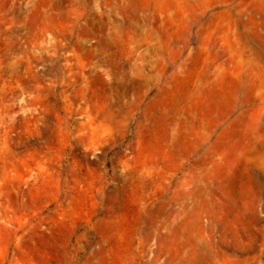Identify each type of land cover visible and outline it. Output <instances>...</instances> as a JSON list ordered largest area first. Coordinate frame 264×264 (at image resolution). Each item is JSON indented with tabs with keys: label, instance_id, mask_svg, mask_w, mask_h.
I'll list each match as a JSON object with an SVG mask.
<instances>
[{
	"label": "rangeland",
	"instance_id": "374dc122",
	"mask_svg": "<svg viewBox=\"0 0 264 264\" xmlns=\"http://www.w3.org/2000/svg\"><path fill=\"white\" fill-rule=\"evenodd\" d=\"M0 264H264V0H0Z\"/></svg>",
	"mask_w": 264,
	"mask_h": 264
}]
</instances>
